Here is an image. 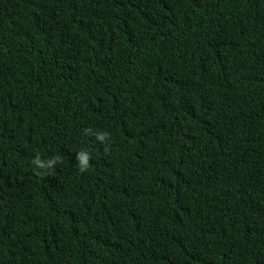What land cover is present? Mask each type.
Listing matches in <instances>:
<instances>
[{"label": "trees", "instance_id": "trees-1", "mask_svg": "<svg viewBox=\"0 0 264 264\" xmlns=\"http://www.w3.org/2000/svg\"><path fill=\"white\" fill-rule=\"evenodd\" d=\"M0 264H264V0H0Z\"/></svg>", "mask_w": 264, "mask_h": 264}, {"label": "clouds", "instance_id": "clouds-1", "mask_svg": "<svg viewBox=\"0 0 264 264\" xmlns=\"http://www.w3.org/2000/svg\"><path fill=\"white\" fill-rule=\"evenodd\" d=\"M108 135H109L108 133L97 134L96 138L98 141L104 142ZM76 159L79 162L78 163L79 170L81 172L87 171L88 168L90 167V159H91L90 154L85 151H80L77 153ZM58 161H59V157L49 159L46 162L42 161L39 157H37L36 159L33 160V164L37 169H53Z\"/></svg>", "mask_w": 264, "mask_h": 264}]
</instances>
